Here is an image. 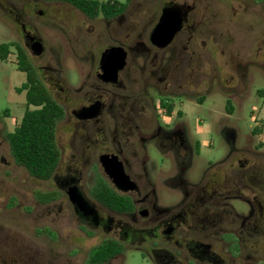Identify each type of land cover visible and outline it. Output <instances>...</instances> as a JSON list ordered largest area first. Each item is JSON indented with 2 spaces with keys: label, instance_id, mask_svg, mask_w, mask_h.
I'll list each match as a JSON object with an SVG mask.
<instances>
[{
  "label": "flooded vegetation",
  "instance_id": "af4514ba",
  "mask_svg": "<svg viewBox=\"0 0 264 264\" xmlns=\"http://www.w3.org/2000/svg\"><path fill=\"white\" fill-rule=\"evenodd\" d=\"M92 1L100 9L95 17L63 0H0V20L10 35L2 43L8 45L2 62L14 65L22 76L14 87L24 97L22 114L31 83L41 85L61 111L55 126L58 164L48 180L34 178L52 187L34 194L51 198L38 204L66 200L78 231L97 240L86 259L104 241L119 249L102 264L124 260L129 252L151 264H264V162L256 160L264 159V145L252 150L247 142L235 148L224 129L230 155L196 182L186 179L201 143L191 139L200 126L189 124L185 109L201 106L212 85L202 68L201 40H212L218 53L236 57L224 40L231 27L220 1H202L203 9L197 7L201 0ZM230 1L245 6V18L256 15L254 6L264 5V0ZM58 22L70 37L57 39L53 30ZM64 42L68 53L75 55L83 47L91 57L74 83L64 78L55 57L54 45L62 49ZM20 63L27 71L20 70ZM224 109L233 113L230 99ZM11 112L0 115L6 144V134L17 124ZM251 133L264 137L262 120ZM105 168L115 177L120 174V188ZM166 176L180 194L168 206L158 197L159 182ZM99 183L121 198L123 209L94 197ZM71 195L90 211H78ZM42 229L56 240L52 229Z\"/></svg>",
  "mask_w": 264,
  "mask_h": 264
},
{
  "label": "rangeland",
  "instance_id": "374dc122",
  "mask_svg": "<svg viewBox=\"0 0 264 264\" xmlns=\"http://www.w3.org/2000/svg\"><path fill=\"white\" fill-rule=\"evenodd\" d=\"M202 1H220L227 13L225 24L231 27L224 40L236 57L230 59L218 53L212 40H201L204 46L202 68L211 75L212 85L201 106L195 108L189 104L185 109L189 124L197 123L200 126L197 134H190L191 139L196 138L201 143L200 154L195 157L186 176L190 183L196 182L203 171L215 167L230 155L231 147L225 138L224 129L228 130L230 137L233 136L235 148L244 147L247 142L252 150L264 145V137H255L251 133L260 120L264 124V19L261 21L264 18V5L254 6L256 15L250 11L245 18V6L236 1L201 0L200 5H197L199 9H203ZM120 2L124 3L125 0ZM259 15H262L260 21ZM62 16L59 13L63 21L65 17ZM7 26L0 20V44L5 43L10 36ZM89 30L93 31L91 28ZM53 32L59 41L71 35L62 22L55 24ZM61 46L62 49L58 44L54 45L55 57L61 63L64 78L74 83L80 75V68L91 57L84 52L83 47L72 55L66 51L65 42ZM236 54L244 56L241 60L245 69L242 75L241 56ZM232 58L235 59L232 61ZM9 60L12 61L13 56ZM21 81L22 76L16 72L14 65L0 60V115L4 110H11L16 123L22 115L24 97L18 95L14 87ZM227 99L231 100L234 109L232 114L225 112ZM3 122L9 124L10 119H4ZM60 131L61 128L59 136ZM4 137L0 124V264H84L87 250L97 240L88 239L78 231L65 199L47 205L38 204L39 197L34 192L52 189L50 183L38 182L23 168L17 167ZM257 158L264 162L262 157ZM61 167L62 175L66 168L64 161ZM167 169L172 170L173 166ZM159 184L158 197L162 205L168 206L178 201L180 194L172 177L166 176ZM42 228L52 229L57 234L56 240L55 234ZM111 264L151 263L139 253L129 252L124 260L118 257Z\"/></svg>",
  "mask_w": 264,
  "mask_h": 264
},
{
  "label": "trees",
  "instance_id": "16d2710c",
  "mask_svg": "<svg viewBox=\"0 0 264 264\" xmlns=\"http://www.w3.org/2000/svg\"><path fill=\"white\" fill-rule=\"evenodd\" d=\"M63 1L75 5L90 17L97 16L100 11L97 2L92 0ZM121 10H124V6ZM7 46L0 44L1 61L5 60ZM19 68L27 71L23 63H20ZM25 100V109L19 122L6 134L9 152L14 163L23 168L30 177L48 180L58 164L59 152L55 141V126L61 111L45 89L38 84L31 83ZM103 185V183L97 184L93 191L94 197L108 207L123 209L125 203L121 198ZM35 195L41 201H49L51 198L49 194L44 193L37 192ZM118 251L119 249H115L109 241H104L90 250L85 264H102Z\"/></svg>",
  "mask_w": 264,
  "mask_h": 264
},
{
  "label": "water",
  "instance_id": "95a60500",
  "mask_svg": "<svg viewBox=\"0 0 264 264\" xmlns=\"http://www.w3.org/2000/svg\"><path fill=\"white\" fill-rule=\"evenodd\" d=\"M163 23H164V18L161 20L160 22V25H159V30L161 31L162 29V26H163ZM159 33V32H158ZM105 172L109 175V177H112L114 179V182H115V185L117 186V188H120V186L118 185V180L121 179V176L120 174H118L116 177L112 175V173H110V171L108 169L105 168ZM72 196L74 197V205L76 207V209L78 211H82V212H87V211H90L89 208L87 207V205L82 201V199L80 197H76L74 195H71V199H72ZM77 200V201H76Z\"/></svg>",
  "mask_w": 264,
  "mask_h": 264
}]
</instances>
